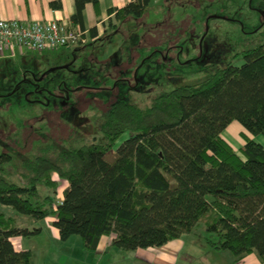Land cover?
<instances>
[{
	"label": "trees",
	"instance_id": "trees-1",
	"mask_svg": "<svg viewBox=\"0 0 264 264\" xmlns=\"http://www.w3.org/2000/svg\"><path fill=\"white\" fill-rule=\"evenodd\" d=\"M75 1L72 20L84 27L86 3L98 6L99 0ZM150 1L110 8V27L142 18ZM239 56L242 64L231 60L147 104L117 97L99 120L103 140L86 141L71 129L49 142L47 128L36 133L39 153L20 164L12 163L9 150L1 152L0 162L11 161L20 180L0 175V204L35 219L53 215L62 239L78 234L93 249L103 234H113L114 247L136 249L202 228L210 247L228 249L234 260L255 253L264 262V144L247 136L236 150L223 137L233 120L264 134V41ZM64 180L69 184L57 200ZM39 185L47 188L44 195ZM40 230L18 226L0 209V264H35V252L16 249L11 237Z\"/></svg>",
	"mask_w": 264,
	"mask_h": 264
},
{
	"label": "rangeland",
	"instance_id": "rangeland-1",
	"mask_svg": "<svg viewBox=\"0 0 264 264\" xmlns=\"http://www.w3.org/2000/svg\"><path fill=\"white\" fill-rule=\"evenodd\" d=\"M107 30L85 45L28 52L9 64L0 60V153L14 154L12 163L39 153L36 133L47 128L49 142L69 136L71 129L86 141L103 140L99 120L117 97L144 105L162 91L205 79L231 60L242 64L245 58L235 53L264 41V0H151L142 18ZM257 136L264 144V134ZM12 163L3 158L0 175L19 181ZM63 183L57 200L63 198ZM39 190L48 191L43 185ZM0 209L18 222L30 218L10 205ZM32 238L38 264H155L135 249L111 247L102 254L86 249L78 234L67 243L49 229ZM181 239L174 264H246L228 249L210 247L202 228Z\"/></svg>",
	"mask_w": 264,
	"mask_h": 264
},
{
	"label": "crops",
	"instance_id": "crops-1",
	"mask_svg": "<svg viewBox=\"0 0 264 264\" xmlns=\"http://www.w3.org/2000/svg\"><path fill=\"white\" fill-rule=\"evenodd\" d=\"M52 1L53 0H0V18L58 20L67 22L71 27H81L79 23L75 24L72 20V15L77 10L75 0H58L61 1L60 6H53L51 4ZM128 1L130 0H99L98 6H96L93 2L86 3L83 10L84 27L81 28L87 30L89 37L88 43L100 38L110 27L109 19L114 17V12L110 13V8L122 7ZM114 21H116V19H114ZM93 27L96 28L95 33L92 31ZM28 52H37V50L27 49L24 52L17 51L13 54L9 49L0 47V60H4V64H9L10 58L23 56ZM4 64H2L3 67ZM247 136L254 139L258 138L257 135L250 132L238 120L231 121L223 131V137L236 150H239L246 142ZM63 184L64 187H66L69 183L64 180ZM28 217L30 218H27L26 221H17L18 226H26L29 229L40 227L41 230L38 233H42L45 229H49L52 237H54L57 241H64L65 243H67L69 239L75 235H71L67 239H62L58 227L54 224L55 216L53 215H48L43 219H35L32 216ZM32 236L33 234L28 237L25 235H13L11 239L16 249H32L35 252V264H38L36 255L37 248L35 246V242H33ZM112 239L113 234H103L99 239L97 247L93 249L87 247L82 238L81 246L102 254L106 253L109 248L114 247L111 245ZM183 245L184 242L181 237H177L169 240L161 246H150L146 248L139 247L134 251H136V253L137 251H142L141 255L155 264H174ZM241 260L246 264H264V262H262L255 253H249Z\"/></svg>",
	"mask_w": 264,
	"mask_h": 264
},
{
	"label": "built area",
	"instance_id": "built-area-1",
	"mask_svg": "<svg viewBox=\"0 0 264 264\" xmlns=\"http://www.w3.org/2000/svg\"><path fill=\"white\" fill-rule=\"evenodd\" d=\"M87 30L58 20L0 18V47L13 54L27 49L46 50L65 45L86 44Z\"/></svg>",
	"mask_w": 264,
	"mask_h": 264
}]
</instances>
